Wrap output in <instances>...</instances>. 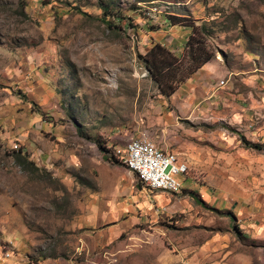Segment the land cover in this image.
<instances>
[{"label": "rangeland", "instance_id": "374dc122", "mask_svg": "<svg viewBox=\"0 0 264 264\" xmlns=\"http://www.w3.org/2000/svg\"><path fill=\"white\" fill-rule=\"evenodd\" d=\"M0 264H264V0H0Z\"/></svg>", "mask_w": 264, "mask_h": 264}, {"label": "built area", "instance_id": "2783aa9c", "mask_svg": "<svg viewBox=\"0 0 264 264\" xmlns=\"http://www.w3.org/2000/svg\"><path fill=\"white\" fill-rule=\"evenodd\" d=\"M120 159L129 171L136 173L143 185L152 190L178 192L182 186L181 177L188 171L186 162L175 152L142 136L126 139Z\"/></svg>", "mask_w": 264, "mask_h": 264}, {"label": "trees", "instance_id": "16d2710c", "mask_svg": "<svg viewBox=\"0 0 264 264\" xmlns=\"http://www.w3.org/2000/svg\"><path fill=\"white\" fill-rule=\"evenodd\" d=\"M164 51H165V53L167 54V55H169L170 54V52L169 51H167V50H165L164 49ZM206 58H208V57H206ZM206 61V60H205ZM204 62V61H203ZM199 65H196V66H194L193 68H191L189 71L190 72H193L197 67H198ZM155 74H157L158 76H160L161 74H162V71H157V70H155ZM174 89L175 88H171L169 91H166V94H171L173 91H174ZM242 138V140H243V142L244 143H246V144H248L246 141H245V139L243 138V137H241ZM256 148H259V146H256Z\"/></svg>", "mask_w": 264, "mask_h": 264}, {"label": "crops", "instance_id": "0c3cea01", "mask_svg": "<svg viewBox=\"0 0 264 264\" xmlns=\"http://www.w3.org/2000/svg\"><path fill=\"white\" fill-rule=\"evenodd\" d=\"M174 152V151H173ZM178 157H179V155H178ZM180 158V157H179ZM181 160H183V161H185L184 159H182V158H180ZM186 162V161H185ZM187 164V163H186ZM182 178V177H181Z\"/></svg>", "mask_w": 264, "mask_h": 264}, {"label": "bare ground", "instance_id": "6f19581e", "mask_svg": "<svg viewBox=\"0 0 264 264\" xmlns=\"http://www.w3.org/2000/svg\"><path fill=\"white\" fill-rule=\"evenodd\" d=\"M180 178V177H179Z\"/></svg>", "mask_w": 264, "mask_h": 264}]
</instances>
